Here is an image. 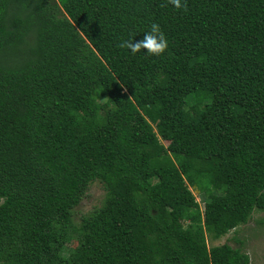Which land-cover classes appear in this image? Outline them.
Listing matches in <instances>:
<instances>
[{
	"label": "trees",
	"instance_id": "16d2710c",
	"mask_svg": "<svg viewBox=\"0 0 264 264\" xmlns=\"http://www.w3.org/2000/svg\"><path fill=\"white\" fill-rule=\"evenodd\" d=\"M186 2L0 0V264L251 263L207 239L264 212V0Z\"/></svg>",
	"mask_w": 264,
	"mask_h": 264
},
{
	"label": "rangeland",
	"instance_id": "374dc122",
	"mask_svg": "<svg viewBox=\"0 0 264 264\" xmlns=\"http://www.w3.org/2000/svg\"><path fill=\"white\" fill-rule=\"evenodd\" d=\"M197 109V107H193L192 111L195 112ZM80 118L82 119L83 117L80 116ZM173 171L175 175L180 177L182 176L177 167H174ZM191 190L197 197L202 209H204L203 195H201V192L197 189V186H191ZM104 196L105 190L100 183L96 182L94 185H92L84 200L75 209L74 221L79 222L83 216L99 207L102 204ZM236 239H238L240 243ZM207 240L208 246L210 248L226 243L234 248L241 247L246 253L249 254L251 258L250 264H264V212H255L251 221L247 225L240 226L237 229L232 230L219 240H212L209 236ZM76 247V241L70 240L68 242L69 249L74 250ZM57 264H62V262L58 261Z\"/></svg>",
	"mask_w": 264,
	"mask_h": 264
},
{
	"label": "clouds",
	"instance_id": "9594fccd",
	"mask_svg": "<svg viewBox=\"0 0 264 264\" xmlns=\"http://www.w3.org/2000/svg\"><path fill=\"white\" fill-rule=\"evenodd\" d=\"M166 3L172 5L178 11L187 12L188 10L186 0H166ZM164 6L166 5H162V7ZM118 47L130 50L133 55L144 50L148 56L161 57L168 50L169 44L159 24L153 22L150 25V30L145 32L142 40L135 43L133 39L122 40Z\"/></svg>",
	"mask_w": 264,
	"mask_h": 264
}]
</instances>
